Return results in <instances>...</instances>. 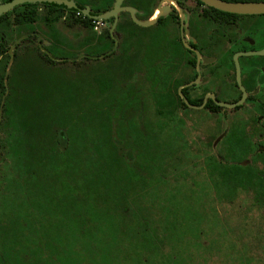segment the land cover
<instances>
[{"label":"rangeland","instance_id":"374dc122","mask_svg":"<svg viewBox=\"0 0 264 264\" xmlns=\"http://www.w3.org/2000/svg\"><path fill=\"white\" fill-rule=\"evenodd\" d=\"M68 22L62 20L57 28L73 47H68L69 52L60 48L53 54L69 60L53 68L63 77L71 78L81 97L75 115L80 126L76 134V150L79 149L76 159L81 171L75 175L80 179L91 171H101V166L90 168L88 161L103 163L106 149L102 144L98 152L97 147L105 140L101 132L106 113L119 97H128L130 102L124 105L123 116L115 123L114 131L122 141L121 153L132 154L134 160L130 163L141 170L147 181L129 182L124 173L111 172L112 187L118 186L115 193L118 210L114 211L113 207L105 220L97 221L98 235L69 237L67 240L76 241L75 246L51 264H264V150L252 153L241 140L233 145L224 142L234 120L253 123V117H257L256 103H247L239 113L181 114L161 130L160 118L151 100V83H135L128 95L123 87L119 59H78L92 52L76 48L81 39L77 34L87 35V31L71 20ZM24 33L25 30L16 27L12 32L15 40ZM28 47L32 50L28 48L20 53L37 59L35 43ZM10 64L6 71L8 77ZM230 71L233 73L232 68ZM98 80L111 84L107 93L96 92ZM5 85L3 100L9 93L8 78ZM90 85L95 95L85 99ZM258 128L251 126L248 130L255 140ZM4 137L0 131V209L10 205L9 197L3 195L14 191L12 180L17 174L14 160L2 148ZM211 156L233 165L244 161L250 166L251 182L241 185L235 178L223 182L224 177L212 174L206 166ZM9 222L2 216L0 226ZM1 233L0 228L2 241ZM90 239L92 242L88 243ZM33 249L30 247L22 254L0 249V264H47V258L43 259Z\"/></svg>","mask_w":264,"mask_h":264},{"label":"trees","instance_id":"16d2710c","mask_svg":"<svg viewBox=\"0 0 264 264\" xmlns=\"http://www.w3.org/2000/svg\"><path fill=\"white\" fill-rule=\"evenodd\" d=\"M10 1L12 0H0L3 3ZM40 6L50 8L48 15L43 18L38 14ZM67 8L55 3H26L0 16V109L2 108L3 118L0 131L5 135L2 138V148L14 160L17 172L12 180L15 184L14 191L3 195L9 197L10 205L0 209V216L10 222L0 226L3 236L0 249L22 254L34 247V253H41L43 259L45 256L47 264L61 260L75 246L76 241L67 240L69 237L98 235L97 221L105 220L112 213L113 207L114 211L118 210L115 207L118 186L112 187L111 172L124 173L129 182L147 181L141 170L130 163L134 160L132 154L121 153L122 141L114 131L115 123L123 116L122 110L127 102L125 97H119L106 113V124L102 125L104 130L101 132L105 140H101L102 143L97 147L98 152H101L102 144L106 149L103 163H96L93 159L88 161L90 168L101 166V171H91L80 179L75 175L77 171H81V165L76 159V152L79 150H76V134L79 133L80 126L75 116L81 97L71 84V78L64 74L63 77L62 73L53 68L69 60L54 56L53 53L59 51L62 44L58 38L41 34L42 41L50 42V45L44 47L52 58L60 59V62L42 51L37 35H29L16 46L8 77L9 93L2 107L6 93V71L11 62L9 50L22 36L18 35L15 40L12 34L14 28L28 31L32 24L38 22L56 24L61 18L56 13ZM77 22L91 26V20L87 18ZM131 26L145 32L153 29H141L133 22ZM107 40H111L110 34L102 41V45L94 49V55L105 54L112 48L114 42L111 41L110 45ZM26 42L35 43L37 59L20 53L30 49ZM155 43V37L150 43H146V52L151 51ZM148 73L152 81V68L148 69ZM97 83L96 92L104 94L111 88L109 82L98 80ZM94 92L95 89L90 85L85 99L95 95ZM156 103L164 106L163 101L157 100ZM138 116L140 120L141 115ZM157 116L161 120L158 127L164 130L170 124V116L162 112L157 113ZM236 131L237 127L232 126L226 140L234 139ZM110 159L114 161L111 162ZM206 166L212 174L224 177L225 183L234 178L241 185L251 182L248 168L223 165L216 156L209 157ZM220 172H225V175ZM120 218L122 219L121 215ZM141 229L145 230L144 227Z\"/></svg>","mask_w":264,"mask_h":264},{"label":"flooded vegetation","instance_id":"af4514ba","mask_svg":"<svg viewBox=\"0 0 264 264\" xmlns=\"http://www.w3.org/2000/svg\"><path fill=\"white\" fill-rule=\"evenodd\" d=\"M66 1L74 3L77 9L68 7L67 10L57 12L56 15H60L61 18L56 24L46 25L42 22L32 24L31 29L25 30L24 35L43 33L46 37L58 38L62 43L59 47L65 50L73 46H69L63 39L57 24L62 20L65 22L71 20L87 31V35L83 33L84 39L80 40L77 48L92 52L89 55H82L81 58L93 61L119 59L124 75L125 92L130 95L134 89L132 86L140 81L151 83L153 86L151 100L156 114L162 112L169 115L170 124L181 114L207 112L220 115L229 111L239 113L246 108L247 103L254 102L257 117H253V123L243 119L234 120L224 137V142L233 145V142L241 140L252 153L264 150V55H244L264 51V14L227 13L209 7L200 0H123L121 6L125 10L118 13L117 25L112 32L115 17L107 20H98L94 17L111 12L117 0ZM222 1L264 2V0ZM2 4L4 3L0 2V5ZM127 8L135 11V17L139 21L146 22L159 15L158 21L150 27H141L133 21L132 13L126 10ZM82 11H87L89 16ZM49 12L50 8L46 6H40L38 9L41 18L47 16ZM85 18L91 20V26L87 27L77 22ZM93 21H101L102 25L97 28ZM132 22L141 29L151 27L153 29L147 32L138 31L133 29ZM209 26H212L211 29ZM108 34L111 40L107 42L112 45L113 41L114 45L107 53L94 55V49L102 45ZM152 36L155 37L156 43L151 51L146 52L145 45L150 43ZM117 43V50L109 54ZM149 54H152L151 57ZM102 55L106 56L101 59ZM236 55H240L238 61L241 83L238 81ZM150 68L153 70L152 81L148 76ZM242 88L247 94L242 105L235 108L219 105L239 102L244 96ZM126 100L130 102L128 97ZM157 100L163 101L164 106L157 104ZM232 126L237 127L236 136L228 141L226 137L230 134ZM251 126H259L257 140L248 133ZM217 159L223 165L250 168L243 163L244 161L233 165L218 156ZM248 173L250 175V170Z\"/></svg>","mask_w":264,"mask_h":264},{"label":"water","instance_id":"95a60500","mask_svg":"<svg viewBox=\"0 0 264 264\" xmlns=\"http://www.w3.org/2000/svg\"><path fill=\"white\" fill-rule=\"evenodd\" d=\"M200 1L203 2L204 4H206L209 7H212V8H215L217 10H220V11H223V12H227V13L249 14V15L264 14V2H243V3L240 2V3H233V2H225V1H222V0H200ZM122 2H123V0H117L114 9L111 12L107 13L106 15L98 16V17H94V18L98 19V20H107V19H110L112 17H115V23H114L113 28H112V32H114V29H115V27L117 25V21H118V13L120 11H122V10H125L121 6ZM26 3H30V4H36V3H39V4H47V3L52 4V3H55L57 5H62L63 4V5H66L69 8H76L77 9V6H75L74 3L68 2L66 0H12L11 2L4 3V4L0 5V16H2L4 14L12 11L16 7L21 6L23 4H26ZM126 10H128V11H130L132 13L133 21L136 24H138L139 26H141V27H150V26L156 24L157 21H158V18H159V15H156L151 20L146 21V22H142V21H139L135 17V11L133 9L127 8ZM82 12L85 15L89 16V13L87 11H82ZM32 34H34V33H32ZM27 36L28 35H24V36L20 37L11 46V49L9 50V54L11 55V64L13 63V60H14V50H15L16 46L19 45L25 38H27ZM37 36H38V42H39L40 47L42 48V51L47 53L51 57V55L48 52V50L44 47L46 45L47 46L50 45V43L47 42L46 40L42 41L43 38H42V36L40 34H37ZM117 45H118V43L116 44V47L113 49V51H111L109 54H111V53H113L114 51L117 50ZM253 54H263L264 55V51H262L260 53H247V54H244V55H253ZM105 56L106 55H102L100 58L102 59ZM239 56L240 55H236L235 56V63H236L237 71H238V81H239V83H241V79H240V64H239V61H238V57ZM80 58H78V59H80ZM52 59L55 60V61H60V59H55V58H52ZM78 59H75V60H78ZM11 64H10L9 67H11ZM7 78H8V75L6 76V79ZM243 91H244V89H243ZM246 97H247V94L244 91V96L239 102H237L235 104L219 103V105L225 106V107H228V108H235L236 106L242 105L245 102ZM5 98L6 97H4L3 105L5 103Z\"/></svg>","mask_w":264,"mask_h":264},{"label":"built area","instance_id":"2783aa9c","mask_svg":"<svg viewBox=\"0 0 264 264\" xmlns=\"http://www.w3.org/2000/svg\"><path fill=\"white\" fill-rule=\"evenodd\" d=\"M93 23L97 28L102 25L101 21H93Z\"/></svg>","mask_w":264,"mask_h":264},{"label":"crops","instance_id":"0c3cea01","mask_svg":"<svg viewBox=\"0 0 264 264\" xmlns=\"http://www.w3.org/2000/svg\"><path fill=\"white\" fill-rule=\"evenodd\" d=\"M77 38H81V39H84V35L83 34H77ZM81 39H79V40H81ZM76 48H77V46H76ZM65 50H68V51H70V49H65Z\"/></svg>","mask_w":264,"mask_h":264}]
</instances>
